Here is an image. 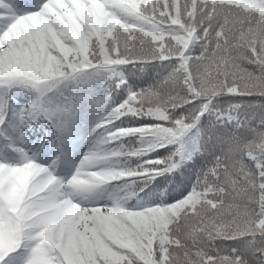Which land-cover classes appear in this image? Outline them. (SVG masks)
Here are the masks:
<instances>
[{"label":"snow or ice","instance_id":"obj_1","mask_svg":"<svg viewBox=\"0 0 264 264\" xmlns=\"http://www.w3.org/2000/svg\"><path fill=\"white\" fill-rule=\"evenodd\" d=\"M0 264H264V0H0Z\"/></svg>","mask_w":264,"mask_h":264},{"label":"rangeland","instance_id":"obj_2","mask_svg":"<svg viewBox=\"0 0 264 264\" xmlns=\"http://www.w3.org/2000/svg\"><path fill=\"white\" fill-rule=\"evenodd\" d=\"M84 151H86L85 142H81L79 145L75 146L70 152L68 162L60 167L58 174L64 177H70Z\"/></svg>","mask_w":264,"mask_h":264},{"label":"trees","instance_id":"obj_3","mask_svg":"<svg viewBox=\"0 0 264 264\" xmlns=\"http://www.w3.org/2000/svg\"><path fill=\"white\" fill-rule=\"evenodd\" d=\"M151 77H148V73H144V74H141L140 76L136 77V79L138 81H141V80H147V83H151L154 79H155V76H156V73L154 71H152L151 73ZM53 158L52 154H49L47 157H46V162H50V160Z\"/></svg>","mask_w":264,"mask_h":264}]
</instances>
